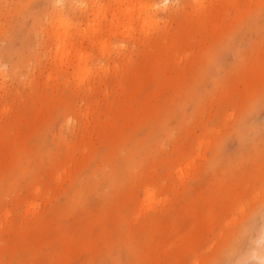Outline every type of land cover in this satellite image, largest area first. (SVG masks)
Returning a JSON list of instances; mask_svg holds the SVG:
<instances>
[{
	"label": "rangeland",
	"instance_id": "obj_1",
	"mask_svg": "<svg viewBox=\"0 0 264 264\" xmlns=\"http://www.w3.org/2000/svg\"><path fill=\"white\" fill-rule=\"evenodd\" d=\"M163 1L0 0V264H259L264 0Z\"/></svg>",
	"mask_w": 264,
	"mask_h": 264
},
{
	"label": "bare ground",
	"instance_id": "obj_2",
	"mask_svg": "<svg viewBox=\"0 0 264 264\" xmlns=\"http://www.w3.org/2000/svg\"><path fill=\"white\" fill-rule=\"evenodd\" d=\"M170 1L171 0H164L163 2L164 3H170ZM201 5H202V0H200V2H199ZM92 11L94 12V10H93V8H92ZM63 18H64V13H62V14H58V22L60 23L61 22V20H63ZM80 57V56H79ZM82 64H83V61H82V58H79L78 60H77V67H80L81 68V66H82ZM83 70V68H81V71ZM264 229V228H263ZM261 238V237H260ZM260 238L259 239H257V243H258V245H259V247H253V249L251 250V254H253V253H255V256L254 257H256V259L258 260V261H260V259L262 258L261 257V245H260ZM256 244V243H255ZM253 256V255H252Z\"/></svg>",
	"mask_w": 264,
	"mask_h": 264
},
{
	"label": "snow or ice",
	"instance_id": "obj_3",
	"mask_svg": "<svg viewBox=\"0 0 264 264\" xmlns=\"http://www.w3.org/2000/svg\"><path fill=\"white\" fill-rule=\"evenodd\" d=\"M260 245H261V259L259 261V264H264V231L261 233L260 238ZM253 257L255 256V253L252 254ZM228 264H252V261L246 258H240L234 261H229Z\"/></svg>",
	"mask_w": 264,
	"mask_h": 264
}]
</instances>
